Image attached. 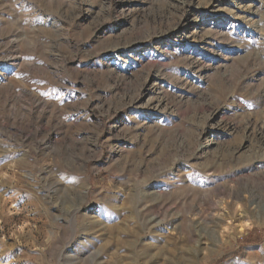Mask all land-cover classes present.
Here are the masks:
<instances>
[{
    "label": "rangeland",
    "instance_id": "obj_1",
    "mask_svg": "<svg viewBox=\"0 0 264 264\" xmlns=\"http://www.w3.org/2000/svg\"><path fill=\"white\" fill-rule=\"evenodd\" d=\"M0 264H264V0H0Z\"/></svg>",
    "mask_w": 264,
    "mask_h": 264
},
{
    "label": "bare ground",
    "instance_id": "obj_2",
    "mask_svg": "<svg viewBox=\"0 0 264 264\" xmlns=\"http://www.w3.org/2000/svg\"><path fill=\"white\" fill-rule=\"evenodd\" d=\"M212 231V230H211ZM213 232V231H212ZM210 233V232H209Z\"/></svg>",
    "mask_w": 264,
    "mask_h": 264
}]
</instances>
